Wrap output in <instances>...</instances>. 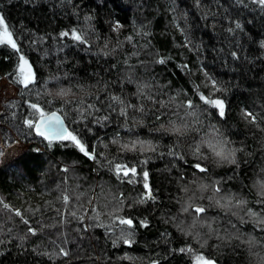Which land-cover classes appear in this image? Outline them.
<instances>
[{"label": "trees", "instance_id": "obj_1", "mask_svg": "<svg viewBox=\"0 0 264 264\" xmlns=\"http://www.w3.org/2000/svg\"><path fill=\"white\" fill-rule=\"evenodd\" d=\"M0 15L19 49L0 43V79L19 85L4 115L58 111L106 157L24 126L35 143L0 165V264H264V5L0 0Z\"/></svg>", "mask_w": 264, "mask_h": 264}, {"label": "snow or ice", "instance_id": "obj_2", "mask_svg": "<svg viewBox=\"0 0 264 264\" xmlns=\"http://www.w3.org/2000/svg\"><path fill=\"white\" fill-rule=\"evenodd\" d=\"M258 2L261 5H264V0H258ZM0 26H3V33L0 34V43H7L11 46L12 49H15L19 51L17 47V43L13 39L12 33L9 32L8 25L5 23V19L2 15H0ZM62 35H68V33H62ZM74 39L80 40L81 37L77 35L74 31L72 33ZM20 61L22 62L19 66V70L17 73V78L19 83L23 84L25 87H27L33 79V74L30 71V67L28 70H26V65L28 64L27 60L24 59L23 56L20 57ZM161 63L164 61L161 60ZM203 99V97H201ZM210 103H213L216 108L219 109V113L222 116L224 114V105L223 101L221 100H215V101H209ZM30 107L34 110L35 113L39 114V120L38 121H32L28 120L26 121V124L29 128H34L36 133L42 137H44L46 140L51 141L53 140H67L70 141L72 145L77 147L80 152H82L85 156H88L90 159H95V154L90 153L86 146L81 142L80 139L76 135H73L72 132H69L63 125V121L60 119L59 116H57L55 113H52L51 115L45 116V113L42 108H40L37 104L33 103L30 105ZM191 107V105H189ZM251 115V114H246ZM175 131L179 132L180 129L176 128ZM143 143V142H141ZM124 147H127L125 145ZM212 147L213 151L215 152V155L218 157H221L222 159H227L228 154L225 153L224 149L221 148L219 151L216 150V147L214 145H210ZM195 167L200 168V165L197 164ZM201 171H204L203 168H200ZM115 171L117 175L123 174L124 176H128L129 173L132 175L136 174L135 168H128L127 166H121L116 165ZM145 180L147 179V173L144 174ZM145 188H148L147 183H145ZM150 191V190H149ZM219 191V189H217ZM67 197H65V201L67 202ZM196 212L201 213L204 211L203 208H197L195 209ZM17 215H20L19 212L16 213ZM125 223L131 224V221H124ZM65 255L67 253H64ZM197 264H212L211 261L204 260L202 257H199L197 260Z\"/></svg>", "mask_w": 264, "mask_h": 264}, {"label": "rangeland", "instance_id": "obj_3", "mask_svg": "<svg viewBox=\"0 0 264 264\" xmlns=\"http://www.w3.org/2000/svg\"><path fill=\"white\" fill-rule=\"evenodd\" d=\"M2 33L3 26H0V34ZM25 67L29 68L28 65ZM111 93L123 100V114L129 121L133 122L139 118L137 107L132 102L123 97V95L117 90H112ZM16 96L17 88L5 78L0 79V165L10 161L14 156L23 151L24 148L28 147L30 143L34 142L31 138H29V133L26 129L28 127L23 123V121L14 119L8 115H4V113L6 114L7 111H4L3 105L8 103V101L15 98ZM102 142L103 140L97 142L92 153L95 154L96 158L104 161L106 160V157L102 151ZM89 200L92 202L93 198L91 197ZM199 257H202L204 260L211 261L212 264H215L210 258L203 254H197L194 259V264H197Z\"/></svg>", "mask_w": 264, "mask_h": 264}, {"label": "water", "instance_id": "obj_4", "mask_svg": "<svg viewBox=\"0 0 264 264\" xmlns=\"http://www.w3.org/2000/svg\"><path fill=\"white\" fill-rule=\"evenodd\" d=\"M26 70H28V68H26ZM30 71H31V70H30ZM31 73H32V72H31ZM52 113H55L57 116L60 117V119L63 121V125H64V127L69 131V128H68V126H67V124H66V121H65L64 117H63L58 111H52V112L46 114L45 116L51 115ZM39 118H40V117H39ZM39 118H38L36 121H38ZM33 134H34L37 138H40V139H42V140H44V141H46V142H49V140H46L44 137L38 135V134L36 133V131H35L34 128H33ZM59 141H61V140H58V139H57V140H53V141H51V142H59Z\"/></svg>", "mask_w": 264, "mask_h": 264}, {"label": "bare ground", "instance_id": "obj_5", "mask_svg": "<svg viewBox=\"0 0 264 264\" xmlns=\"http://www.w3.org/2000/svg\"><path fill=\"white\" fill-rule=\"evenodd\" d=\"M28 65V64H27ZM26 68H28V67H26ZM6 79V78H5ZM7 80V79H6ZM7 81H9V80H7ZM10 83H12L16 88H17V91H18V87H19V85L18 84H15L14 83V81L12 82V81H9ZM50 113V112H49ZM48 114V113H47ZM46 115V114H45ZM34 135V134H33ZM34 137L35 138H37L35 135H34ZM40 139V138H39ZM32 141H34V140H32ZM35 142H32V143H30V145L31 144H34ZM38 146V148H39V150L40 151H44V148L42 147V146H40V145H37ZM147 180H148V175H147V179L145 180V178H144V175L142 176V178H141V181L144 183V185H145V183H147ZM145 189H148V188H145ZM128 220H130V219H126L125 221H128ZM131 221V220H130ZM127 225H131L132 224V221H131V224H128V223H126Z\"/></svg>", "mask_w": 264, "mask_h": 264}]
</instances>
